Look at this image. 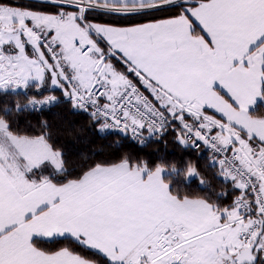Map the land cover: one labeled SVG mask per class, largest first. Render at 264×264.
I'll use <instances>...</instances> for the list:
<instances>
[{"label":"snow or ice","instance_id":"obj_1","mask_svg":"<svg viewBox=\"0 0 264 264\" xmlns=\"http://www.w3.org/2000/svg\"><path fill=\"white\" fill-rule=\"evenodd\" d=\"M60 103L208 164L70 157ZM0 264H264V0H0Z\"/></svg>","mask_w":264,"mask_h":264},{"label":"trees","instance_id":"obj_2","mask_svg":"<svg viewBox=\"0 0 264 264\" xmlns=\"http://www.w3.org/2000/svg\"><path fill=\"white\" fill-rule=\"evenodd\" d=\"M56 94L60 95L58 91ZM39 119L47 120L53 129H60L63 132V135L60 136V142L64 145L69 156L73 158L81 153L91 154L93 152L97 154V158H106L118 155L121 151H127L149 160H155L159 155L165 154L170 160L177 158L191 160L198 163L202 170L208 164L207 150L202 149L198 153L191 148L184 149L173 142L171 135L167 137L166 145L150 141L141 147L128 137H121L116 132L100 134L94 128L89 127L86 114L73 112L67 103H60L44 109L41 113L31 117L32 123H36ZM69 131L72 133L71 135H68ZM117 139L121 140L119 149L110 146ZM195 187L196 183L193 182L192 188ZM64 243L68 242L65 241ZM89 255L91 254L89 253Z\"/></svg>","mask_w":264,"mask_h":264},{"label":"built area","instance_id":"obj_3","mask_svg":"<svg viewBox=\"0 0 264 264\" xmlns=\"http://www.w3.org/2000/svg\"><path fill=\"white\" fill-rule=\"evenodd\" d=\"M206 150V149H205Z\"/></svg>","mask_w":264,"mask_h":264},{"label":"crops","instance_id":"obj_4","mask_svg":"<svg viewBox=\"0 0 264 264\" xmlns=\"http://www.w3.org/2000/svg\"><path fill=\"white\" fill-rule=\"evenodd\" d=\"M119 66V65H118Z\"/></svg>","mask_w":264,"mask_h":264}]
</instances>
